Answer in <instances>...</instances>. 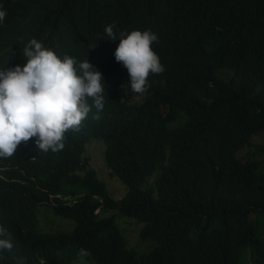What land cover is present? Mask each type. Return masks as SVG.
Listing matches in <instances>:
<instances>
[{
    "label": "trees",
    "instance_id": "16d2710c",
    "mask_svg": "<svg viewBox=\"0 0 264 264\" xmlns=\"http://www.w3.org/2000/svg\"><path fill=\"white\" fill-rule=\"evenodd\" d=\"M6 3L2 69L24 59L12 38H36L90 57L112 99L104 119L89 113L65 133L63 150H39L34 137L0 160V225L13 244L0 264H264V0ZM133 30L157 35L151 47L165 67L142 96L114 57ZM97 142L127 187L120 200L83 158ZM40 209L73 230L46 232ZM120 218L142 225L150 252L129 245ZM81 248L91 252L83 262Z\"/></svg>",
    "mask_w": 264,
    "mask_h": 264
},
{
    "label": "clouds",
    "instance_id": "9594fccd",
    "mask_svg": "<svg viewBox=\"0 0 264 264\" xmlns=\"http://www.w3.org/2000/svg\"><path fill=\"white\" fill-rule=\"evenodd\" d=\"M9 13L6 0H0V24ZM114 26L113 23L105 27L109 40H116ZM120 36L115 60L127 69L131 91L142 96L150 88L149 74L165 71L151 47L154 42L158 43V37L150 30H133L126 35L122 32ZM9 43L10 49L22 50L24 59L5 69L0 67V160L12 157L21 142L27 143L34 137L39 150L59 152L65 147V133L69 129L80 131L89 113L97 120L106 117L112 94L90 57L61 54L36 38L29 42L23 35L12 38ZM2 48L0 41V51ZM56 197L64 203L75 202L71 198ZM12 248L8 227L0 225V251ZM90 256L91 252L84 248L78 252L82 262Z\"/></svg>",
    "mask_w": 264,
    "mask_h": 264
},
{
    "label": "rangeland",
    "instance_id": "374dc122",
    "mask_svg": "<svg viewBox=\"0 0 264 264\" xmlns=\"http://www.w3.org/2000/svg\"><path fill=\"white\" fill-rule=\"evenodd\" d=\"M104 152L105 148H102V145L99 142L90 143L84 151L83 158L87 167L95 170L98 178L106 183L110 195L114 199L120 200L126 195L127 187L119 179L110 176V169L106 166ZM157 176L158 173H155L154 176L148 180V184H153ZM37 219L46 232H71L73 230V223L70 220H62L47 210L40 209L37 213ZM119 223L124 228V234L130 246L140 252H150L153 249L155 245L153 242H142L139 239V234L142 228L141 224L125 218H120Z\"/></svg>",
    "mask_w": 264,
    "mask_h": 264
}]
</instances>
